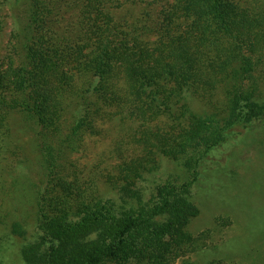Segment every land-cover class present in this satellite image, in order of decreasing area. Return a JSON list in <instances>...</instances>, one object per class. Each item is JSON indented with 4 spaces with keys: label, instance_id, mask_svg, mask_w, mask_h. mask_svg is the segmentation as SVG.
<instances>
[{
    "label": "trees",
    "instance_id": "obj_1",
    "mask_svg": "<svg viewBox=\"0 0 264 264\" xmlns=\"http://www.w3.org/2000/svg\"><path fill=\"white\" fill-rule=\"evenodd\" d=\"M5 9L0 157L46 184L25 261L170 264L195 239L184 225L199 210L198 168L264 119V0H0ZM106 123L113 194L73 159ZM167 162L191 179L162 172Z\"/></svg>",
    "mask_w": 264,
    "mask_h": 264
},
{
    "label": "rangeland",
    "instance_id": "obj_2",
    "mask_svg": "<svg viewBox=\"0 0 264 264\" xmlns=\"http://www.w3.org/2000/svg\"><path fill=\"white\" fill-rule=\"evenodd\" d=\"M24 7L21 2L15 7L21 26L26 22L22 18ZM11 28L8 23L5 42L10 40ZM193 106L199 109L197 102ZM18 122L22 123L19 116ZM114 137L109 123L88 132L83 150L73 158L89 169V178L99 194H113L107 174L111 168L103 161L102 153L107 155L104 150ZM24 142L35 164L39 154L28 149L29 141ZM109 163L112 165L110 159ZM23 167L16 169L0 157V264H30L24 259L23 249L38 243L42 234L36 224L35 198L46 184L37 169L30 174ZM198 170V180L193 183L198 214L184 225L195 239L170 264H264V119L237 127ZM162 172L181 174V180L191 179L186 170H178L172 162L164 164Z\"/></svg>",
    "mask_w": 264,
    "mask_h": 264
}]
</instances>
